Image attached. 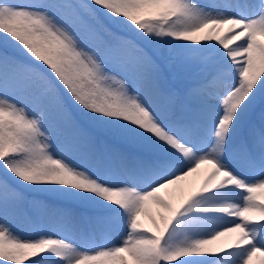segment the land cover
I'll use <instances>...</instances> for the list:
<instances>
[{"label": "snow or ice", "instance_id": "obj_1", "mask_svg": "<svg viewBox=\"0 0 264 264\" xmlns=\"http://www.w3.org/2000/svg\"><path fill=\"white\" fill-rule=\"evenodd\" d=\"M261 191L264 0H0V264H264Z\"/></svg>", "mask_w": 264, "mask_h": 264}, {"label": "rangeland", "instance_id": "obj_2", "mask_svg": "<svg viewBox=\"0 0 264 264\" xmlns=\"http://www.w3.org/2000/svg\"><path fill=\"white\" fill-rule=\"evenodd\" d=\"M239 43V41L237 42ZM234 46V45H232ZM194 180V179H191ZM256 196L259 199H264V191L256 193ZM145 223H147L146 218H142ZM18 235L21 236V238H38V235L36 232L28 229H24L23 227H19L17 229ZM118 238L115 236H105L101 238L99 241L96 242V244L92 245V247L96 246H115L117 244ZM261 258L259 256L254 257L253 264H260Z\"/></svg>", "mask_w": 264, "mask_h": 264}, {"label": "bare ground", "instance_id": "obj_3", "mask_svg": "<svg viewBox=\"0 0 264 264\" xmlns=\"http://www.w3.org/2000/svg\"><path fill=\"white\" fill-rule=\"evenodd\" d=\"M191 179H194V180H196L197 178L194 176V177L190 178V180H191Z\"/></svg>", "mask_w": 264, "mask_h": 264}]
</instances>
